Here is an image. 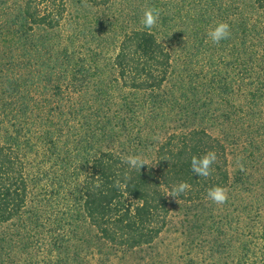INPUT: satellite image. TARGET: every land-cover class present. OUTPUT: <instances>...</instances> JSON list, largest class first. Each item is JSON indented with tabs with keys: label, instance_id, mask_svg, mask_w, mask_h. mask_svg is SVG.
Masks as SVG:
<instances>
[{
	"label": "trees",
	"instance_id": "1",
	"mask_svg": "<svg viewBox=\"0 0 264 264\" xmlns=\"http://www.w3.org/2000/svg\"><path fill=\"white\" fill-rule=\"evenodd\" d=\"M219 22L231 35L213 44ZM209 151L211 174L194 175L191 158ZM129 155L148 165L130 169ZM180 182L189 204L225 188L240 225L235 253L222 237L209 264H264V0H0V264L14 238L33 249L44 230L65 263L71 250L87 264L81 223L98 252L149 247ZM151 260L136 264H162Z\"/></svg>",
	"mask_w": 264,
	"mask_h": 264
},
{
	"label": "rangeland",
	"instance_id": "2",
	"mask_svg": "<svg viewBox=\"0 0 264 264\" xmlns=\"http://www.w3.org/2000/svg\"><path fill=\"white\" fill-rule=\"evenodd\" d=\"M212 132L216 133L214 131ZM239 160L240 157L233 154V162L231 165L233 175L238 169ZM257 169L256 165L251 164L248 173L256 176ZM170 208L169 225L161 237L153 245L133 253H126L111 248H102L98 252L97 248L99 243L97 242L96 231L87 224L81 223V238L90 244L87 246L84 245L83 249H85V252L91 249L90 255L86 258L87 264H136L139 261L143 262L151 258V261L158 260L162 264H190L191 260H195L198 264H209L208 256H213L211 254L213 251L209 243L215 240L217 241L222 237H228L230 240L233 236L231 255L235 253L239 244L238 227L240 225H237L230 216V207L225 209L224 204L216 205L211 202L205 204H189L180 201L176 203L172 200ZM220 221L224 223L225 230L217 232L216 223ZM68 230L71 232V228ZM4 231V229L0 230V236L4 234ZM6 232L11 231L6 230ZM39 237V244L33 249L28 248L24 251H22L23 246L19 245L20 241L14 238L15 242L12 244L13 252L11 262L13 264H23L24 261L30 263L32 261H38L40 264H56L58 259L63 258L60 264L72 263L71 250L69 251V256L66 258V263L65 254L58 253L57 256V252L54 249V237L47 233V230L42 231ZM28 240L29 238L25 241L28 242ZM71 245L73 246V243L70 244V248ZM198 245H201V247ZM51 250H53V253H51ZM217 258L219 259V257ZM217 258L215 259L217 260ZM212 259L214 260L213 257Z\"/></svg>",
	"mask_w": 264,
	"mask_h": 264
},
{
	"label": "clouds",
	"instance_id": "3",
	"mask_svg": "<svg viewBox=\"0 0 264 264\" xmlns=\"http://www.w3.org/2000/svg\"><path fill=\"white\" fill-rule=\"evenodd\" d=\"M159 20V11L154 8H147L143 12L141 24L151 30ZM231 35L230 26L226 22L215 24L207 32L208 39L213 44H219L220 41L228 39ZM217 156L214 151H209L202 156H193L190 161V168L194 175L198 177H208L212 172V165L216 162ZM130 169L140 170L143 166L148 165V161L139 155H129L124 161ZM240 170L243 171V165H240ZM116 186L120 187L119 181ZM191 186L187 182H180L174 185L171 190L166 193V196L171 197L176 203H179V198L182 194L189 191ZM206 199L213 204L222 205L228 199L227 190L222 186H213L207 190Z\"/></svg>",
	"mask_w": 264,
	"mask_h": 264
}]
</instances>
